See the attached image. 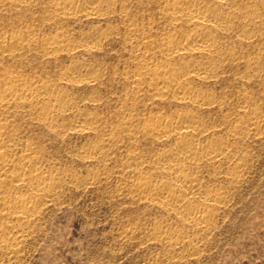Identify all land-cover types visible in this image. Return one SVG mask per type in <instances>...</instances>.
<instances>
[{"label":"bare ground","instance_id":"obj_1","mask_svg":"<svg viewBox=\"0 0 264 264\" xmlns=\"http://www.w3.org/2000/svg\"><path fill=\"white\" fill-rule=\"evenodd\" d=\"M131 1L0 0V11L14 12L23 23L0 30V258H20L67 185L106 179L107 163L118 145L125 152L116 171L130 183L117 189H126L172 219L154 223L147 238L165 243L167 256L199 259L230 203L229 188L242 182L250 158L244 143L263 137L264 111L249 92H242L239 110L225 112L226 96L206 85L218 83L230 66L242 65L244 70L236 74L246 81L264 72V0H135L153 4V13L142 16L130 8ZM38 6L50 11V20L106 21L116 16L123 21L121 40L130 60L121 73V110L110 121L80 107L82 101L95 106L101 102L96 89L103 72L97 64L73 62L53 79L37 73L39 69L29 73L34 65L27 72L25 63L31 57L56 60L60 52L74 58L79 52L98 51L113 32L96 26L79 40L65 30L41 37L32 23ZM82 86L93 94L78 100L70 89ZM145 94L176 107L141 117L133 110ZM213 110L220 113L218 118L205 114ZM21 120L39 131L27 134ZM43 131L47 138L86 134L88 140L77 154L91 164L103 162V170L90 167L86 178L70 168L60 171L38 135ZM141 138L160 146L146 155L138 147Z\"/></svg>","mask_w":264,"mask_h":264},{"label":"rangeland","instance_id":"obj_2","mask_svg":"<svg viewBox=\"0 0 264 264\" xmlns=\"http://www.w3.org/2000/svg\"><path fill=\"white\" fill-rule=\"evenodd\" d=\"M129 4L137 16L153 13L154 10L152 3H140L134 0ZM40 7L38 6L37 9L35 7L36 11L33 12L36 19L32 23L40 30L38 35L41 37L44 34L48 36L59 30H65L69 36L74 37L73 39L79 40L81 33L96 26L102 27L105 31L113 32L98 51L79 52L74 58L73 55L75 54L65 52L64 55L63 52H60L61 54H58L56 60H54L55 58L31 57L34 59L30 58L27 61H30V64L32 60V63L35 64L25 63L26 68L31 65L36 67L35 69L28 67L27 72L29 68V73L32 72V69L34 71L39 69L36 70L37 73L41 74L42 71V75L47 76L48 74L53 79L54 76L58 79L62 69L73 62L86 61L97 64V67L103 72L102 83L96 89L97 95L99 94L98 96L101 97V102L95 106V103H86V101L83 103L84 101H82L80 107L92 112L96 111L110 121L109 119H112L116 113L115 110L118 112L121 110L119 106L121 101L119 102L120 99L118 98L125 92L121 73L127 69L130 60V52L121 40L124 34L123 21L115 16L106 18V21L105 19L99 21L95 18L81 17V19L76 18L74 20L63 19L64 21L56 18L55 22L54 18L50 20V11L47 12ZM13 18L15 19L14 12L10 10L0 11V30L16 29L14 25L18 28L23 24L19 20H13ZM53 22L56 24L54 25ZM161 27L164 25L161 24ZM41 33L42 35H40ZM9 63L11 64V62ZM242 70H244L242 65L230 66L218 83H209L206 86L208 89L209 87L212 88L209 90L219 94L218 96H226L224 111L237 112L239 110L238 105L241 104L239 95L242 92H249L257 105H260L259 107L264 111V72L262 71V74L259 73L258 76L253 77L252 81H246L236 74ZM70 91L78 100L93 94V90L86 86L73 88ZM145 95L136 100L138 103L135 110L139 112L133 110L141 117L176 107L168 102L160 103L148 94ZM213 111H210V114H205L211 116L212 119L218 118L220 116L218 110ZM213 113L215 117L212 115ZM22 121H20L21 125L27 124L24 121L22 124ZM24 128H26L27 134L30 132L29 135H34L35 131H39L34 129L35 127H33L35 131L31 130V127L29 129L28 125ZM74 133H69L65 139L47 138L48 136L46 137L44 131L38 135L43 139V143L45 142L50 157L53 156L51 160L54 159L57 165L59 164L60 171L70 168L73 173H76L78 177L80 176L79 178H86L90 167L96 170L97 167L103 166V162H101L102 164L96 162V165L95 162L91 164L80 158L77 149H81V146L87 142L88 136ZM139 143H142L138 146L139 150L147 153L146 155L155 152L154 148L157 150L160 146L156 143L150 145V142L143 140V138ZM244 145L250 152H248L250 158L242 182L235 187H230V190L228 189L229 195L231 194L230 203L227 205L229 207H226L225 213L218 219V226L214 230L211 241L197 260L189 259L180 254L167 256L165 243L147 240L154 223L159 222V220L160 222L168 221L167 218L169 219L168 222L172 223L170 222L172 219L159 209L133 198L126 189H123V192L117 189L121 185L126 187L125 181L130 183L118 175L119 165L123 160V152H125V147L118 145L112 151V157L107 163V178L99 181L100 183H90L86 186L67 185V192L65 190L64 197L51 205L52 207L50 206L51 208L49 207V210L47 209L44 213L41 230L37 232V236L34 235L29 239L20 258L9 262L10 259L5 256L0 258V264H264V135L254 139L249 138ZM117 190L118 192H116ZM129 229H133L134 232L127 234ZM159 257L160 259L167 257V259L161 262L158 260Z\"/></svg>","mask_w":264,"mask_h":264}]
</instances>
